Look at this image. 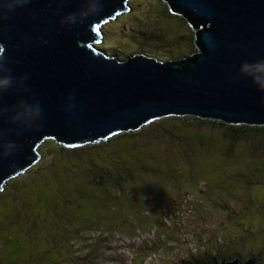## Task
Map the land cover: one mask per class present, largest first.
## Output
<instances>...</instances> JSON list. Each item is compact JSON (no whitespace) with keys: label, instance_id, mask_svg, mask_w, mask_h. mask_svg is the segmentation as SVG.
Returning a JSON list of instances; mask_svg holds the SVG:
<instances>
[{"label":"water","instance_id":"obj_1","mask_svg":"<svg viewBox=\"0 0 264 264\" xmlns=\"http://www.w3.org/2000/svg\"><path fill=\"white\" fill-rule=\"evenodd\" d=\"M162 1L191 56L105 55L99 28L127 0H0V191L44 140L94 144L170 115L264 125V0Z\"/></svg>","mask_w":264,"mask_h":264},{"label":"rangeland","instance_id":"obj_2","mask_svg":"<svg viewBox=\"0 0 264 264\" xmlns=\"http://www.w3.org/2000/svg\"><path fill=\"white\" fill-rule=\"evenodd\" d=\"M124 8L125 13L114 15L99 28V42L95 46L105 55L120 61L139 55L157 62H169L195 52L191 29L178 16H170L162 0H127ZM159 121L184 132L192 131L186 130L185 124L178 127L176 121L166 120V116L155 122ZM145 126H140V133L146 131ZM252 138L238 141L240 151L236 148L231 155L244 154L241 150L249 146L246 154L257 157L239 154L232 161L223 160L224 142L210 136L199 138V141L189 138L187 144L195 152L192 162L197 164L192 167L182 164L176 155L170 158L159 145H154L152 152L131 150L127 143L116 148L90 146L78 151L82 153L80 155L66 156L59 152L62 144L44 140L38 147L40 160L3 186L4 189L9 187L13 195L10 199L0 198V263L42 260L47 264L50 260L47 252L53 247V240L61 236L60 231L66 226L69 229L100 218L97 211L100 205L86 192L79 175L87 161L106 165L112 162L111 155H116L114 160L129 167L141 166L154 175L151 180L160 186L162 198L166 200L163 202V220L170 224L165 223L160 232L163 234L157 233V236L154 231L146 232L135 226L130 233L111 230L117 231L120 237H108L105 247L110 251L100 255L103 264H129L128 249L135 251L154 237H158L155 244L158 254L145 264H176L186 255L210 259L211 264L223 262L221 259L243 262L257 255L260 256L257 262L264 264V145H256L258 138ZM251 141H254L252 148ZM183 149L178 150L181 157L189 154L188 149ZM97 168L103 169V166ZM205 170L202 179H197V175ZM85 177L89 184L90 177ZM160 180L163 183L160 184ZM196 184L199 194L195 193ZM102 188L104 192L99 193L107 198L111 183L106 181ZM95 190V186L88 188L91 193ZM174 191L187 195L176 196ZM120 203L107 200L110 206L117 204L115 207H118ZM147 203L139 198L126 200V204L137 208ZM100 207L101 216L111 215L107 207ZM152 213L158 215L156 211H150L151 218ZM142 215L148 218L145 211ZM161 235H164L163 241Z\"/></svg>","mask_w":264,"mask_h":264},{"label":"trees","instance_id":"obj_3","mask_svg":"<svg viewBox=\"0 0 264 264\" xmlns=\"http://www.w3.org/2000/svg\"><path fill=\"white\" fill-rule=\"evenodd\" d=\"M167 9L170 16L175 15L170 12L168 7ZM178 17L183 23H185V25H187L186 21L182 17ZM191 34L192 46L195 50L193 44V33ZM161 118L164 117H160L158 119ZM158 119L148 122L146 126L143 127V129L146 130L144 133H140L142 130L141 127V129L139 128L136 131H130L131 129H129L128 131H121L122 133L120 134L110 136L99 143L72 146L62 145L63 147H59V152L60 154H64L66 156L68 154L80 155L82 153H79L78 151H81L83 148H89L90 146L103 147L104 145L105 147L116 148L122 143L129 144L131 150L136 148L152 152L153 146L159 145L164 154L168 155L170 158L171 156L176 155L179 159L178 161H182V164L192 167L197 164L192 162V157L195 155V152L187 144V140L189 138L197 139L199 141V138L203 139V137L210 136L217 141L224 142L225 146L222 147V157L225 161H232L234 160V156H239L240 153L234 155L231 154L236 148L238 152L240 151L238 150L237 144L242 138L253 137L252 139L254 140L255 138H258L259 142H255V144L257 145L258 143H262L264 145V125H236L220 120L201 118L197 116H166V120L176 121L178 127L185 124L187 126L186 130H192L184 132L175 129L166 123L163 124V121L155 122ZM204 134L206 136H204ZM251 143L252 144L250 145L252 148L254 141H251ZM182 147H184L183 150L188 149L189 151V154L185 153V156L183 157L180 156L181 152L178 151L182 149ZM248 148L249 146H246L243 150H241L244 154L240 155H245V157L249 158H256L257 156L252 157V154H250V156L246 154ZM254 153H256V151ZM114 157H116V155H114ZM114 157L111 155L110 160H113L110 164L106 165L104 163H90L87 161L83 165V171H81L79 175L82 179V186L86 192L94 196L100 206L107 207V210L109 214L111 213V215L108 217L105 215L101 216L100 213L102 212L100 208L102 207L97 206L100 218L94 221H84L81 225L69 229H67L66 226L65 230L60 231L61 236L58 237V240H53V247L49 250V252H47V254L50 255V260H48L47 264H103L100 260V255L103 252L108 253L110 251L105 247L108 245V237H120L118 234L121 233V231L122 233H130L132 230H135L134 226L139 227L138 229L141 230H147L146 232L154 231L157 236V233L163 234L160 232L164 230L165 223L170 224L166 221L164 223L163 220V202L166 200L162 198L163 193L159 189L160 186L154 185V182L151 180V177L154 175H150L149 172L141 166L133 165L132 167H129L117 159L114 160ZM258 159L261 158L259 157ZM99 166H103V169L97 168ZM142 173L146 175H141ZM200 174L201 175H197V179H202L200 177L206 174V170ZM85 176L90 177L89 184H87ZM106 178H108V180H105ZM197 179L196 181H198ZM12 181H14V178ZM12 181L10 180V182ZM106 181L110 182L112 185L110 194L107 198L99 193L104 192L102 187H105ZM159 183L161 184L163 182L160 180ZM197 184L195 185V193L199 194L200 191L197 188ZM91 186L96 187V190L93 193L88 191V188ZM8 189L9 187L5 186V189L3 188V190L0 191V198H3V196H6L7 199L11 198L13 194L10 193ZM174 195L180 196L187 194H182L180 191H174ZM108 198L114 200L115 203L119 201L121 203L118 207H115L117 204H115V206L107 205ZM136 198H139V200L144 203L148 201V203L144 207L138 208L126 204V200H133ZM156 204H158V206H156ZM123 205H125V207H122ZM144 211L147 213L148 218H145L142 215ZM150 211H156L158 215L156 216V213H152L151 218L149 214ZM155 219L157 220L156 222ZM138 229L136 230L138 231ZM111 230H117L119 233L117 231H115L116 233L111 232ZM159 237L162 241L164 240V235ZM157 241L158 237H154L151 242L146 241L142 243L145 245L136 248L135 251L134 249H128L131 255L129 264H145V262L149 259H155L158 254L156 252L157 248L155 247ZM152 244L154 246H151ZM180 253L182 254L183 251H180ZM257 257L260 259V256L256 255V259H258ZM221 261L225 260L221 259ZM23 264H43V261H26ZM176 264H211V262L210 259L203 257L194 258L193 256L186 255L185 258L181 257V260H178ZM257 264H259V261Z\"/></svg>","mask_w":264,"mask_h":264},{"label":"clouds","instance_id":"obj_4","mask_svg":"<svg viewBox=\"0 0 264 264\" xmlns=\"http://www.w3.org/2000/svg\"><path fill=\"white\" fill-rule=\"evenodd\" d=\"M258 86H259V85H258ZM2 190H3V189H2ZM252 257H255V256H252ZM252 257H249L248 259H250V258H252ZM255 258H256V257H255ZM248 259H247V260H248ZM247 260H246V261H247ZM231 261H232V260H231ZM246 261H243V262L239 261V262H240V263H244V262H246ZM223 262H226V261H223ZM256 264H257V259H256Z\"/></svg>","mask_w":264,"mask_h":264}]
</instances>
